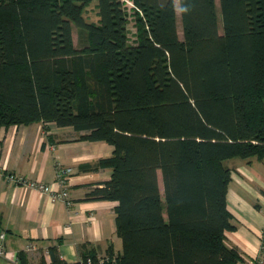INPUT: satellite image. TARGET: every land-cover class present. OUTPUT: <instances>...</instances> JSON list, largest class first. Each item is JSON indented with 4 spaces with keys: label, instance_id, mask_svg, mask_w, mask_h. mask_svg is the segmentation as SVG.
<instances>
[{
    "label": "trees",
    "instance_id": "1",
    "mask_svg": "<svg viewBox=\"0 0 264 264\" xmlns=\"http://www.w3.org/2000/svg\"><path fill=\"white\" fill-rule=\"evenodd\" d=\"M91 1L0 0V129L113 147L93 196L116 202L122 252L101 264H236L223 161L264 160V0H178L181 38L174 0H129L133 47L125 2L96 0L95 23Z\"/></svg>",
    "mask_w": 264,
    "mask_h": 264
},
{
    "label": "crops",
    "instance_id": "2",
    "mask_svg": "<svg viewBox=\"0 0 264 264\" xmlns=\"http://www.w3.org/2000/svg\"><path fill=\"white\" fill-rule=\"evenodd\" d=\"M83 134L42 122L0 129V233L6 252L0 264H52L51 248L62 264L121 254L116 202L93 196L111 178L112 170L98 162L110 157L113 147L79 139ZM223 166L231 173L225 201L234 227L225 232V244L237 250L236 264H264V160L234 157ZM59 167L72 169L65 187L56 183ZM9 175L42 182L53 192L66 190L68 198L16 187ZM158 181L163 200L159 171ZM163 216L166 219L165 212ZM28 244L34 250L26 251Z\"/></svg>",
    "mask_w": 264,
    "mask_h": 264
},
{
    "label": "built area",
    "instance_id": "3",
    "mask_svg": "<svg viewBox=\"0 0 264 264\" xmlns=\"http://www.w3.org/2000/svg\"><path fill=\"white\" fill-rule=\"evenodd\" d=\"M125 2V5H131L133 8V5L131 3V1L129 0H123ZM72 172V169L69 167H59L57 170V174H56V183L60 186V187H65V183L67 182L70 174ZM8 179L9 182H11L14 186L16 187H21V188H25V189H31L33 191H36L37 193L40 194H47L50 195L52 198L54 199H59V200H63L66 201L68 198V194L66 190H62L60 192H53L51 186L44 184L42 182L39 181H31V180H25L23 178H18L15 175H9L6 177ZM4 238L5 235L3 233H0V259L4 258L6 255L5 249H4ZM264 239V228L262 231V240ZM264 247V245L262 246V248ZM264 249V248H263ZM34 250V245L32 244H28L26 246V251H31ZM86 262L88 264H94L93 259L88 258L86 260ZM102 261H99L97 264H101ZM96 264V263H95ZM256 264V263H255Z\"/></svg>",
    "mask_w": 264,
    "mask_h": 264
},
{
    "label": "rangeland",
    "instance_id": "4",
    "mask_svg": "<svg viewBox=\"0 0 264 264\" xmlns=\"http://www.w3.org/2000/svg\"><path fill=\"white\" fill-rule=\"evenodd\" d=\"M126 2V1H125ZM175 3V7H176V13H177V25H178V31H179V37L181 38V26H180V19H179V5H178V0H174ZM216 3V8L217 11H219V3L218 0H215ZM132 6L128 5L126 6V10L128 13V26H127V39H128V44L129 46H135L136 43V34H137V30H136V25L134 22V13L132 10ZM86 20L89 21H96L98 16H97V8H96V0H92L91 3L89 4V6L85 9V13H84ZM92 21V22H93ZM221 23L219 22V30H221ZM72 36H73V43L75 44V46H77V42L79 40V35L78 32L76 31V29L73 27L72 28ZM254 159V158H253ZM161 184V183H160ZM161 187V186H160Z\"/></svg>",
    "mask_w": 264,
    "mask_h": 264
}]
</instances>
